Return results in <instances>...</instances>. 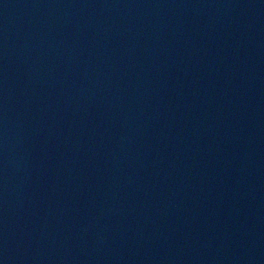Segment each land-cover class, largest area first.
<instances>
[{
	"label": "water",
	"instance_id": "obj_1",
	"mask_svg": "<svg viewBox=\"0 0 264 264\" xmlns=\"http://www.w3.org/2000/svg\"><path fill=\"white\" fill-rule=\"evenodd\" d=\"M0 264H264V0H0Z\"/></svg>",
	"mask_w": 264,
	"mask_h": 264
}]
</instances>
